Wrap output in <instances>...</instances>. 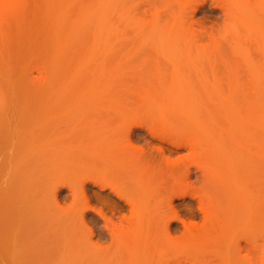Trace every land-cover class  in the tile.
<instances>
[{
  "label": "rangeland",
  "instance_id": "1",
  "mask_svg": "<svg viewBox=\"0 0 264 264\" xmlns=\"http://www.w3.org/2000/svg\"><path fill=\"white\" fill-rule=\"evenodd\" d=\"M262 1L264 0H198L197 3L201 4L200 10L193 16L188 15L193 17L190 18L191 22L195 20L197 25H200L194 26L193 29L197 31L195 34L190 28L189 20H182L186 14L181 13L182 10L172 2L158 4L157 10H154L149 0H0V264H130L131 259L125 245H116V240L108 229L112 223L124 228L132 227L130 223L132 208L125 200L116 196L119 194L130 200L132 192L125 186L116 187V194L111 190L102 191L98 184L110 181L99 180L96 177L94 179L97 185L90 182L85 186L88 198L85 219L95 233L91 242L96 246L92 249L81 241L73 240L67 234H59L51 240L41 238L43 234L62 231L79 211L80 201L71 196L69 189H64L61 198H58V207L62 208L63 212L57 211L58 207L54 206L57 208L55 211L49 207L47 211L50 212V216L45 219L44 224L34 223L37 217L28 220L33 207L28 205L30 190L27 184L23 183L26 178H23L22 170L28 167L26 165L30 162L24 161L26 157L23 160H16L14 157L18 147L16 135L19 136L21 130L10 126L18 119V102L28 98L40 96L38 98L61 99L66 95H73L76 98L85 96L89 99L122 100L124 102L116 105L120 110L117 117H121L120 114L128 115L133 110H138L140 105L136 106V100L140 98L139 94L144 93L141 87L151 86L150 88L159 94L156 95L157 98L161 96L160 101L153 96L150 98L162 104L163 115L165 110L170 111L165 114L167 116L170 114L168 116L170 120L172 117L171 121L177 123L175 125L172 122V125L178 127V124L184 122L181 127V124L176 129L173 127L181 134L172 129L175 135L170 136L171 141L163 140L162 133L154 136L144 128L133 129L131 141L143 154L144 161L154 167L161 166L166 160L175 164L168 175H164L166 179L159 190L155 192L157 188L154 187L152 192H155V195L151 194L155 199L160 197L158 200L163 199L167 193L171 196L183 192L191 194L183 199L176 197L172 205L184 221L188 223L194 221L199 225L203 223V214L199 210V201L195 196L215 199L220 193L210 185L211 178L204 169L207 160L198 158L200 154L198 147L205 148L209 144L201 142L199 145V138H196L198 139L196 143L195 137L202 133L209 135L212 102L216 97L222 104L228 98L232 100L233 91L239 87L254 89L256 83L254 79H257L259 87L257 90L260 95H264V34L253 21L256 13L251 12L261 5ZM228 10L229 15L226 14ZM152 12H155L154 16ZM85 33L92 36L90 44L84 41ZM69 41L74 43L70 44ZM71 46L78 48L74 53H79L82 59L84 55V59L88 58L91 61L96 73L94 78L96 88L88 91L80 89L68 91L62 86L53 88L44 86L57 76L59 69L55 64L65 61L69 48L70 54L72 53ZM82 59L77 60L82 61L83 69ZM242 77H246L247 80L243 81ZM108 78L116 80L117 83L113 94L110 90L98 87V83H104ZM237 78H241V83L236 82ZM246 90L242 91L248 92ZM144 97L149 99V96ZM140 107L143 108L139 109L142 113L139 111L136 115L137 122L145 126L149 122L146 119L155 117L157 113L153 112H157L158 109L152 111L153 109L144 108L142 103ZM113 110L115 108L111 111ZM249 110L246 107L247 115ZM173 114L176 117L174 120ZM183 116L188 119L193 117V121L201 125V131L191 127L192 124L193 126L197 124H191L192 121L189 127V122H185ZM111 119H115L114 122L118 120L114 115ZM126 121H130V118ZM253 122L254 126L259 123L257 127L262 132L260 134H264V119ZM250 125L252 123L248 127L246 125V128ZM188 127L190 130L192 128L196 130L192 131L194 135H191ZM178 134L182 136L181 139L191 142L184 143L185 141L177 138ZM155 177L160 179L158 175ZM18 183H21L19 188L24 189L23 197L22 194L16 193ZM51 194L53 195L50 190L46 191L43 200L50 201L53 198ZM99 194L103 195H100L103 199H98ZM105 197L110 198L109 201ZM17 198L24 201L21 211L28 216L27 218L26 215L23 216L26 218L23 223L16 221L19 216L16 217V213L13 212ZM11 206L12 213L10 210V214L8 211L5 212ZM4 215L9 218L6 219ZM9 224L14 230L9 229ZM172 228L175 229V233L173 232L175 236H183L185 229L182 222H174ZM247 233L245 240L241 242L242 255H247L254 264H264V233L254 231L251 227ZM196 257L192 253L176 255L172 258L174 259L172 264H195Z\"/></svg>",
  "mask_w": 264,
  "mask_h": 264
},
{
  "label": "bare ground",
  "instance_id": "2",
  "mask_svg": "<svg viewBox=\"0 0 264 264\" xmlns=\"http://www.w3.org/2000/svg\"><path fill=\"white\" fill-rule=\"evenodd\" d=\"M197 1L149 0V3L154 7V10H157L158 4L165 5L166 2L176 4V7L182 10L181 13L186 14L182 20H189L190 28L196 34L197 31L194 30V26L197 25V22L195 20H193L195 22H191L190 18L193 19L191 16L201 8V4L199 5ZM244 7L242 6V8ZM189 10L192 12H189ZM251 12L256 13L253 21L264 34V1ZM226 14L229 15L230 10ZM152 15L154 16L155 12H152ZM73 41L75 40L73 39ZM84 41L87 44L92 42L90 33L84 34ZM72 43L74 42L70 44ZM75 46H71L74 48H72L71 54V48L68 47L69 51L65 61L55 64V67L59 69L57 76L50 83L44 85L45 87L62 86L66 87L68 91L75 89L88 91L97 87L94 84L96 73L91 61L88 58L84 59V55H82L84 59V68L82 69V61L77 60L82 58L81 55H78V52V54L74 53V50L78 51ZM242 78L243 81L247 80L246 77ZM240 79L237 78L236 82L241 83ZM254 81V89H247L246 87L248 92L252 93L242 91L246 89H243L244 86L240 84L242 88H239L242 89H240L242 94L237 87L238 89L232 93V100L228 98L222 104L216 97L212 102L213 110L211 112V122L209 123V135L202 133L203 136L198 134L195 137V139L199 138V140L196 139V143L198 140L199 145H201V142L202 144L211 145L205 148L198 147L200 148L198 149L200 154L198 152L196 154H199V159L207 160L204 169L211 178L210 185L216 192L220 193V196L215 199L207 196H195L199 201V210L203 214V223L200 225L194 221L188 223L181 219L178 211L172 205L176 197L186 198L189 195L187 192V194L183 192L180 195L172 194V196L167 193L163 199H160L162 202L158 200L160 197L155 199L152 195L153 193L155 195V192L162 186L166 179L164 175L167 176L169 170L175 164L166 160L161 166L154 167L149 162L144 161L143 154L131 141L134 127L144 128L154 136L162 133L164 134L163 140L171 141L170 136L174 137L175 135L172 132H177L178 130L175 129L181 124H178V127L172 125V122L175 125L177 123L171 121L172 117L170 120V117H168L170 114L168 116L165 114L170 111L165 110L163 115L162 104L158 102L161 95L157 98L156 95L159 94L150 88L151 86H142L141 89H144V93L139 94L140 98L136 100L137 107L138 105L141 106L142 103L144 108H147L145 106L151 103L152 108L148 106L147 109H153L152 111L158 109L157 112H153L158 115L151 116L150 120L147 118L146 120L149 122L147 121L148 123L145 126L137 122L138 116L136 115L143 108L140 106L137 108L138 110H133L128 115L121 111L124 119L127 116L126 119L129 120L130 118V121H126V119L123 121L122 114H120L121 117H117L120 110L116 105L124 102L122 100L89 99L85 96L84 98H81L83 96L76 98L73 95H66L61 99L51 97V99H44L38 98L40 97L38 96L34 99L28 98L19 101L18 112L15 111L18 119L10 126L21 130L20 133L17 130V133H19V136L16 135L18 147H16L17 152L14 157L16 160H23L26 157L24 161L30 162L26 165L28 167L22 170L23 178H26L23 183L27 184L28 190H30V195L26 193L29 195L28 205L33 207V212H31L28 220H32L31 217H37L33 222L39 223V225L44 224L45 219L50 216V212L47 211L50 209L49 207H52V211H55L57 209L55 207L59 206L58 198H61L62 191L69 189L71 196L80 201L79 211L62 231H52L43 234L41 238L51 240L58 237L59 234H67L68 237L81 241L92 249L96 246L91 242L95 233L85 219L88 212V206H85L88 203L85 186L90 182L97 185V181L94 179L96 177L99 180L110 181L102 185L98 184L102 191L111 190L112 193L116 194V187L125 186L132 192L130 200L116 194L118 198L125 200L132 208V216L130 217L132 227L129 229L112 223L108 228L109 233L116 240V245H125L124 247L127 248L131 258L130 264H172L173 256L186 253L197 256L194 258L195 264H254L247 255H242L243 247L241 244L245 240L244 238L248 234L247 230L250 227L254 231L264 233V134H262L263 136L260 134L262 132L257 127L259 123L254 126L255 122H253L257 119H264V95L261 94V100L260 92L257 90L259 88L257 79H254ZM116 84V80L108 78L104 83H98V87L110 90V93L113 94ZM151 90H154V92H151ZM246 94H252L253 97ZM144 96H149V99ZM150 96L157 98L158 101L154 98L153 100ZM67 97L69 99H66ZM154 102L157 103V106ZM246 107L250 109L249 112L247 111L248 115ZM114 108L113 111L117 114L111 111ZM241 111L244 113L242 114ZM140 112L142 113V111ZM110 115L112 117L113 115L116 116L118 120L114 122L115 119H111ZM158 117L159 119H157ZM174 117L173 120L176 119ZM183 118L185 122H189V127L192 123H197L194 126L192 124L191 127H194V129L196 127L199 132L201 131V125L197 121H193V117L188 119V117L183 116ZM250 123L252 125L246 128V125L248 127ZM128 124L131 125L128 126ZM185 126L187 127V124ZM250 128L253 132L249 131ZM192 129L189 128L191 135H194L192 131L196 130ZM177 133H180V131ZM180 134L177 135L178 139L181 136ZM188 142L191 141L186 140L184 143L188 144ZM210 162L211 164H209ZM241 167L244 169L243 172ZM239 169H241L240 172ZM241 172L243 176L240 175ZM153 175H158L160 179L153 177ZM259 175L261 177H258ZM23 183L22 185L25 187ZM183 183L186 182L183 181ZM19 184L21 183L17 184L18 192L16 193L22 194L24 189L22 191ZM154 187L157 190L152 192ZM26 188L25 192L28 191ZM49 190L53 193V195L51 194V197L53 196L50 200L51 203L43 200V194ZM100 195L102 194H99L98 199L102 198ZM107 197L105 198L109 201L110 198ZM191 197L193 198L194 195ZM18 198L17 205L14 204L16 206L13 207V212L16 213V217L19 216L16 221L22 222L28 216L22 213L21 208L24 201ZM12 206L8 207L5 212L8 211L9 213L10 210L12 213ZM61 209L58 207L57 211L63 212V209ZM6 215L8 216L7 213ZM6 215L4 216L6 217ZM25 215L26 218H23ZM10 219H8V222H10ZM176 221H180L184 225L185 230L182 237L173 234L175 229L172 228V225ZM11 223H14V221H11ZM9 229H11V226ZM11 230H14V228ZM193 241H195L194 244ZM176 262L179 263L178 259H176Z\"/></svg>",
  "mask_w": 264,
  "mask_h": 264
}]
</instances>
